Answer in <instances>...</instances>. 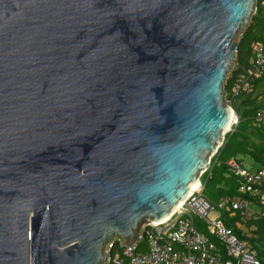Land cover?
<instances>
[{
    "label": "water",
    "instance_id": "1",
    "mask_svg": "<svg viewBox=\"0 0 264 264\" xmlns=\"http://www.w3.org/2000/svg\"><path fill=\"white\" fill-rule=\"evenodd\" d=\"M256 0H0V264H103L224 141Z\"/></svg>",
    "mask_w": 264,
    "mask_h": 264
},
{
    "label": "built area",
    "instance_id": "2",
    "mask_svg": "<svg viewBox=\"0 0 264 264\" xmlns=\"http://www.w3.org/2000/svg\"><path fill=\"white\" fill-rule=\"evenodd\" d=\"M252 53L247 69L234 74V62L225 78L224 85L228 79L232 80L230 94L224 91L225 102L232 109L237 96L251 92L254 79L264 73V43L253 44ZM235 118L227 132L237 125V114ZM251 125L264 129V109L255 112ZM219 148L198 177V186L173 212L164 220L142 223L139 238L130 244L114 236L105 245L103 264H264V252L258 251L251 241L256 238L253 221L264 217V168L249 155L236 154L228 159L229 170L224 176L233 174L238 192L246 197L223 196L211 202L203 194L202 175L205 172L209 175L211 160L214 159L213 163L217 160ZM217 187L226 189L224 181ZM224 214L233 228L225 224Z\"/></svg>",
    "mask_w": 264,
    "mask_h": 264
},
{
    "label": "trees",
    "instance_id": "3",
    "mask_svg": "<svg viewBox=\"0 0 264 264\" xmlns=\"http://www.w3.org/2000/svg\"><path fill=\"white\" fill-rule=\"evenodd\" d=\"M259 42L264 43V4L262 0H256L255 12L238 40L234 74L249 67L253 57L252 45ZM231 81V78L228 79L224 85V91L228 95L231 91ZM259 87L262 89L261 92H259ZM236 99L239 100L238 105L235 107L233 103V109L238 116V123L232 132L225 134L223 144L218 150L217 160L214 163V159L211 160L209 175L208 172L202 175L204 180L203 194L211 202H215L223 196L246 197L238 192V184L233 174L224 176V172L229 170L226 163L228 159L236 154L249 155L264 168V129L255 128L251 125L255 112L258 109H264V73L259 78L254 79L251 92L242 93ZM221 181H224L226 189L217 187ZM223 220L228 227H234L232 221L226 218V214L223 215ZM253 223L256 225V238L251 241L258 251L264 252V217L258 218ZM198 227L205 231L203 226ZM235 231L237 232V230Z\"/></svg>",
    "mask_w": 264,
    "mask_h": 264
},
{
    "label": "bare ground",
    "instance_id": "4",
    "mask_svg": "<svg viewBox=\"0 0 264 264\" xmlns=\"http://www.w3.org/2000/svg\"><path fill=\"white\" fill-rule=\"evenodd\" d=\"M235 114L232 112L231 114V118H230V123H234L235 122ZM198 186V180L194 181V183L192 184V186L189 188L188 192H187V196L192 192V190L194 188H196ZM182 202V200L178 203L180 204ZM173 212V211H172ZM164 220V218L162 219Z\"/></svg>",
    "mask_w": 264,
    "mask_h": 264
},
{
    "label": "rangeland",
    "instance_id": "5",
    "mask_svg": "<svg viewBox=\"0 0 264 264\" xmlns=\"http://www.w3.org/2000/svg\"><path fill=\"white\" fill-rule=\"evenodd\" d=\"M255 12V11H254ZM254 12H252V14H251V17H252V15L254 14ZM251 19V18H250ZM250 22V21H249ZM241 35V34H240ZM239 39H240V36H239ZM238 39V40H239ZM236 54V53H235ZM235 56H234V60H233V63H232V66H233V64H234V62H235ZM232 66H231V68H232ZM230 71V70H229ZM223 86H224V83H223ZM223 90H224V87H223ZM262 91V89H261V87H259V92H261ZM238 99H236L235 101H234V106L236 107L237 105H238ZM235 114V113H234ZM236 115V114H235ZM226 134V133H225ZM225 134H224V137H225Z\"/></svg>",
    "mask_w": 264,
    "mask_h": 264
}]
</instances>
